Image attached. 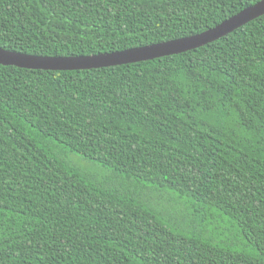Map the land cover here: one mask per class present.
<instances>
[{
  "label": "trees",
  "instance_id": "16d2710c",
  "mask_svg": "<svg viewBox=\"0 0 264 264\" xmlns=\"http://www.w3.org/2000/svg\"><path fill=\"white\" fill-rule=\"evenodd\" d=\"M260 0H0V47L119 51ZM0 264H264V14L102 68L0 64Z\"/></svg>",
  "mask_w": 264,
  "mask_h": 264
},
{
  "label": "water",
  "instance_id": "95a60500",
  "mask_svg": "<svg viewBox=\"0 0 264 264\" xmlns=\"http://www.w3.org/2000/svg\"><path fill=\"white\" fill-rule=\"evenodd\" d=\"M264 14V0L248 6L216 26L200 33L119 51L78 55L44 56L0 47V64L43 70H80L151 60L202 46Z\"/></svg>",
  "mask_w": 264,
  "mask_h": 264
}]
</instances>
